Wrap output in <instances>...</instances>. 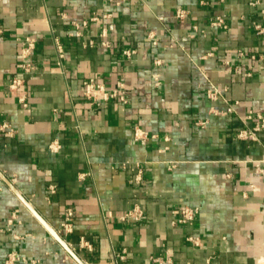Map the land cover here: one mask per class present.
<instances>
[{
	"label": "crops",
	"instance_id": "crops-1",
	"mask_svg": "<svg viewBox=\"0 0 264 264\" xmlns=\"http://www.w3.org/2000/svg\"><path fill=\"white\" fill-rule=\"evenodd\" d=\"M262 119L264 0H0V264H264Z\"/></svg>",
	"mask_w": 264,
	"mask_h": 264
},
{
	"label": "built area",
	"instance_id": "built-area-1",
	"mask_svg": "<svg viewBox=\"0 0 264 264\" xmlns=\"http://www.w3.org/2000/svg\"><path fill=\"white\" fill-rule=\"evenodd\" d=\"M176 14L178 17H181V16H183L184 11L179 10L176 12ZM219 22H221V19L219 17H216L213 24H217ZM33 45H34L33 39H30L28 37L25 38V48L23 49L25 54L23 56V60L19 64L20 67L24 71H29L32 67L30 61L27 60L25 58V56H26V52L29 51V49L31 47H33ZM132 52H133V50H130V49L125 51V53L127 55L132 54ZM22 83H23V78L20 76H15L11 79V81L9 83V87L11 89L16 90L22 85ZM82 88H83L84 95H86L87 97H90L96 101L99 99L100 94H102V97L104 99L117 97L122 102H125V100H126L124 92L121 90L122 87L119 86L120 89L117 88V89H113L112 91H107L102 83L95 82L93 78H89V79L84 80L82 83ZM216 93H217V91L215 89H212L208 95L211 98H215L217 96ZM21 101H23V98H21ZM24 102L25 101H23V104H25ZM228 110H230V108H228ZM262 122H264V119H262ZM258 128H259V125H256L255 127L250 128V129H242V130L237 132V137H239L240 139H254L255 131ZM4 130L9 135L12 133V128L9 125H7L6 123H2V125H0V131H4ZM139 131H140L139 128H135V135L138 136V138L143 139L145 137V134L142 131H140V132ZM140 180H141V171L138 168L134 177L131 179V182L136 183ZM195 213H196L195 208L185 206L178 211L176 222L177 223L192 222V220L194 219ZM72 216H73L72 209L67 208L65 210L63 219L60 223V229H59L60 232L68 234L72 231ZM142 216H143L142 210L139 209L138 207H134L130 211H127L123 215H121L120 218L123 220H128V219L129 220H140L142 218ZM187 239L192 241L193 243H196V239H193L192 237H188ZM80 246L89 248L90 245L87 241H85L83 238H81ZM17 260L22 261L24 264L27 263L25 257H22L19 254H16L15 252H11V253H9L7 259L5 260V264H14V262ZM30 262L33 263L34 260H30ZM162 262H163V260L161 261L160 258H155L153 260V264H162ZM163 263L173 264V261L171 260V258L166 257L165 261Z\"/></svg>",
	"mask_w": 264,
	"mask_h": 264
},
{
	"label": "water",
	"instance_id": "water-1",
	"mask_svg": "<svg viewBox=\"0 0 264 264\" xmlns=\"http://www.w3.org/2000/svg\"><path fill=\"white\" fill-rule=\"evenodd\" d=\"M23 202H25L24 200H23ZM26 203V202H25ZM26 205L28 206V208L35 214V215H37L35 212H34V210L26 203ZM37 217H38V215H37ZM51 231V233L63 244V246L67 249V251L75 258V259H77L78 261H79V259L75 256V254L70 250V248L67 246V244L55 233V232H53L52 230H50Z\"/></svg>",
	"mask_w": 264,
	"mask_h": 264
}]
</instances>
